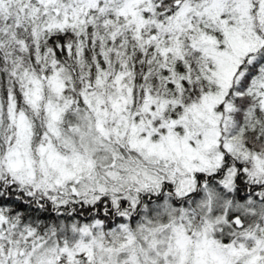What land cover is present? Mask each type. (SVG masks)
<instances>
[{"label": "snow or ice", "instance_id": "6c2138e0", "mask_svg": "<svg viewBox=\"0 0 264 264\" xmlns=\"http://www.w3.org/2000/svg\"><path fill=\"white\" fill-rule=\"evenodd\" d=\"M0 264H264V0H0Z\"/></svg>", "mask_w": 264, "mask_h": 264}]
</instances>
